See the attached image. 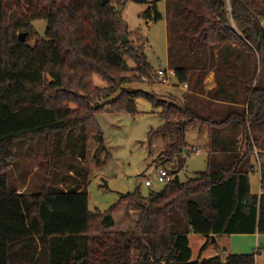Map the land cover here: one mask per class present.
Instances as JSON below:
<instances>
[{
	"label": "trees",
	"instance_id": "1",
	"mask_svg": "<svg viewBox=\"0 0 264 264\" xmlns=\"http://www.w3.org/2000/svg\"><path fill=\"white\" fill-rule=\"evenodd\" d=\"M127 1L116 6L100 0H0V264H256L257 252L192 260L189 234H264V161L263 192L250 187V128L264 110V0H165L168 67L190 92L207 93L230 112L202 116L186 104L182 120L167 121L149 139L161 136L164 160H171L186 147L192 120H200L211 128L210 150L223 156L214 164L210 154L206 172L186 181L176 177L148 196L137 188L104 212L89 209L83 188L50 191L46 184L33 194L9 189L6 171L20 140L46 135L52 161L54 136L66 140L72 131L84 134L88 152L101 136L95 116L106 110L105 104L95 106L96 100L115 94L125 82L131 71L127 59L138 76L158 80L145 54L148 39L129 31L123 18ZM159 1L145 14L154 22L162 19ZM37 19L47 21L44 37L33 25ZM129 34L135 39L125 43L123 35ZM211 71L217 85L206 92ZM95 75L109 87L97 86ZM139 95L156 100L139 90L122 91L106 104L135 112ZM216 128H235L236 139L220 140ZM103 150L101 144L95 151L97 164ZM124 204L140 211L135 246L130 233L109 230L116 224L113 211ZM132 249L139 254L134 263Z\"/></svg>",
	"mask_w": 264,
	"mask_h": 264
},
{
	"label": "rangeland",
	"instance_id": "2",
	"mask_svg": "<svg viewBox=\"0 0 264 264\" xmlns=\"http://www.w3.org/2000/svg\"><path fill=\"white\" fill-rule=\"evenodd\" d=\"M108 1L117 6L120 0ZM152 1L128 0L124 7L123 18L129 31L139 30V33L148 39V43L145 44V54L148 62L157 71L168 67V19L165 0L157 4L162 19L154 22L145 16L152 6ZM33 25L40 36L44 37L47 21L37 19ZM128 38L132 41L135 36L129 34ZM127 63L131 71L125 74V82L120 85L117 92L96 100L95 106L105 104L106 110L95 116L101 136L91 144L88 152L84 150V134L75 135L72 131L68 133L66 140H62L60 134L54 136L52 161L47 154L46 135L31 136L18 141L17 158L6 171L11 192L40 193L46 184L50 191L83 188L89 194V209L94 212L98 210L104 212L117 203L121 195L134 192L137 188L144 196H148L152 191H161L165 186L163 183L154 181L151 187L145 184L147 178L155 177L160 167L177 173L182 181H186L208 170L210 154L214 157V164L223 157L220 151L212 153L210 150V126L202 124L200 120H192L185 133L186 147L181 154L174 155L171 160H164L165 145L162 137L156 136L150 141V133L169 121L170 114L178 117L173 122L183 119L180 108L185 109L187 106L186 98L191 96L189 87L184 88L183 84L176 80L173 85H164L156 76L153 78L138 76L134 61L127 59ZM94 81L97 86L109 87L100 76L95 75ZM138 90L153 95L156 100L152 101L143 95L137 96L135 112L117 110L106 104L122 91ZM169 104L175 106L168 109ZM197 104L194 108L202 116H209L207 112L209 110H220L221 115L230 112V107L212 103L210 100H203ZM233 109L240 110L237 107L231 108ZM250 130L254 144L251 156L254 170L250 172V187L252 192L257 193L261 187L260 162L264 161V111L260 122L253 125ZM213 133L220 140H235L237 136L235 128L225 130L216 128ZM101 144L104 150L100 155L101 164H97L94 154ZM64 146H67L70 155L63 152ZM255 146L260 150L255 152ZM193 147L199 149V152L192 151ZM181 161L182 166H180ZM122 207L113 211L116 225L109 230L130 233L135 246L136 222L140 211L128 205ZM189 243L192 260H202L217 255L226 257L231 254H254L256 248L254 245L256 238L249 234L221 235L216 242H211V238L203 234L190 233ZM206 243L208 249L202 252L201 249ZM259 243L257 247H260V252L256 254V264H264V234ZM131 255L134 263L139 254L132 249Z\"/></svg>",
	"mask_w": 264,
	"mask_h": 264
},
{
	"label": "crops",
	"instance_id": "3",
	"mask_svg": "<svg viewBox=\"0 0 264 264\" xmlns=\"http://www.w3.org/2000/svg\"><path fill=\"white\" fill-rule=\"evenodd\" d=\"M168 62V61H167ZM217 83H216V79H215V73L213 71H211L207 77L205 78L204 80V89L207 91H210L212 89H214L216 87ZM191 96H188L186 98V104L187 105H191V107H197V103L198 102H202L203 100H209L208 97H207V93L205 94H197L196 92H190ZM264 111V110H263ZM208 112V115H213V117H217V116H221L222 112L220 110H215L214 112H211L210 110L207 111ZM212 113V114H211ZM180 114V113H178ZM178 119L177 115L175 114H170L169 115V121H176ZM174 141V140H171V142ZM194 148V147H193ZM192 148V149H193ZM258 150H260L259 148H257L255 146V152H257ZM154 183V182H153ZM153 185V184H152ZM151 187V186H150ZM261 188V187H260ZM260 191V190H259ZM259 193V192H258ZM125 206H127L126 204H124ZM123 206V205H122ZM121 206V207H122ZM128 207H131L130 205H128ZM123 208V207H122ZM116 225V224H115ZM115 227V226H114ZM250 236H252L253 238H256V243L254 244L256 246L255 250H254V253H259L260 252V240L262 239V234H258V233H255V234H249ZM219 237V236H218ZM218 237H216V241L218 240ZM255 240V239H254ZM259 243V246L257 247V244ZM207 249H208V246H207ZM256 253V254H257ZM223 258H225L224 256L222 255H219Z\"/></svg>",
	"mask_w": 264,
	"mask_h": 264
},
{
	"label": "built area",
	"instance_id": "4",
	"mask_svg": "<svg viewBox=\"0 0 264 264\" xmlns=\"http://www.w3.org/2000/svg\"><path fill=\"white\" fill-rule=\"evenodd\" d=\"M157 77L160 83L164 85H173L174 81H177L176 72L174 69L167 67L165 69H159L156 71ZM184 88H188L187 84H183ZM192 151L199 152V149L193 148ZM178 177V174L175 172H171L165 167H160L157 169L155 173V177L153 179L147 178L145 180V184L147 186H152L154 181H158L163 184H167L172 182ZM263 190L260 188L259 194H261Z\"/></svg>",
	"mask_w": 264,
	"mask_h": 264
},
{
	"label": "water",
	"instance_id": "5",
	"mask_svg": "<svg viewBox=\"0 0 264 264\" xmlns=\"http://www.w3.org/2000/svg\"><path fill=\"white\" fill-rule=\"evenodd\" d=\"M100 1H101V5H105L108 2V0H100ZM19 38H20V40L23 41L25 39V33H20ZM128 40H129V38L126 35H123V41L125 43H127ZM211 242H216V236H212Z\"/></svg>",
	"mask_w": 264,
	"mask_h": 264
}]
</instances>
